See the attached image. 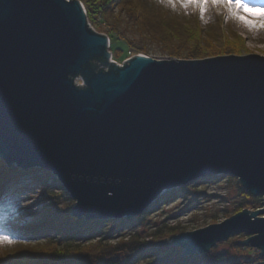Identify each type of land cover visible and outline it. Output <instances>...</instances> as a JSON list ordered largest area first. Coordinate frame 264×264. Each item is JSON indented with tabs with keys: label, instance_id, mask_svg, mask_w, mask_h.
<instances>
[{
	"label": "water",
	"instance_id": "obj_1",
	"mask_svg": "<svg viewBox=\"0 0 264 264\" xmlns=\"http://www.w3.org/2000/svg\"><path fill=\"white\" fill-rule=\"evenodd\" d=\"M79 0H0V159L51 172L86 220L132 219L164 191L237 177L263 207L157 243L236 235L264 256V56L111 60ZM82 85H78L77 81Z\"/></svg>",
	"mask_w": 264,
	"mask_h": 264
},
{
	"label": "rangeland",
	"instance_id": "obj_2",
	"mask_svg": "<svg viewBox=\"0 0 264 264\" xmlns=\"http://www.w3.org/2000/svg\"><path fill=\"white\" fill-rule=\"evenodd\" d=\"M79 1L84 6L91 27L97 33L108 36L109 39L116 38V42L111 43L110 41L108 48L113 61L122 65L126 60L140 54L158 60L174 58L170 57L164 49L159 35L161 31L155 30L156 36L153 38L147 33L149 29L142 27L145 15L143 16L140 11L137 14H132L128 10L130 7L123 5H115L104 11L97 9V6L100 8L102 6L97 0ZM245 2L256 7L253 8L254 14L243 13V15L253 24H260L259 8L264 7V0H245ZM175 9L187 20L186 24L192 26L205 23V20L212 21L211 19L214 17L218 18L223 29L243 38V48L238 55L258 54L264 56V28L258 30L248 28L232 18L227 8L210 7L205 13L204 19L201 18L198 9L191 7L185 9L180 0H176ZM1 161L5 163L0 159ZM3 170L0 166V175ZM25 171L28 172L16 174V180L12 182L5 183V180H0V219L20 220L24 227L31 228L41 225L47 217L56 214L62 216L67 213L71 214L76 201L71 198L55 175L40 168H31ZM249 195L237 177L213 176L164 191L147 210L132 219L81 220L74 225L73 229L81 231L84 235L99 238L106 244L114 245L137 236L144 243H151L153 246L177 247L183 253V249L179 246L157 243L159 241H155L153 235L158 231H166V235H168L166 242H170L175 235L221 223L241 212L242 207L251 198H256ZM261 199L263 202L262 197ZM170 229L176 231L170 232ZM2 235L9 236L13 243L17 241L13 235L0 231V236ZM248 238L249 235L246 234L233 236L217 243L209 252L216 250L220 253H228L230 257L241 260L243 264H264V256H261L259 249L237 242ZM28 243L29 241H26V244ZM3 246L7 245H0V247ZM209 252L197 255L180 254L182 257L191 258L203 256ZM164 253L167 254L168 251L159 254ZM195 260L194 258L193 261ZM146 261L147 258L143 257L135 264H146Z\"/></svg>",
	"mask_w": 264,
	"mask_h": 264
},
{
	"label": "trees",
	"instance_id": "obj_3",
	"mask_svg": "<svg viewBox=\"0 0 264 264\" xmlns=\"http://www.w3.org/2000/svg\"><path fill=\"white\" fill-rule=\"evenodd\" d=\"M97 2L102 4L101 8L97 6V9L104 11L115 5L129 6L131 9L128 10L132 14L140 11L143 16L145 15L142 27L149 29L147 30L149 32H146L153 38L156 36L155 30L161 31L159 35L162 44L170 57L196 60L238 55L243 48V38L227 32L220 20L215 17L207 23L192 26L186 24L188 22L180 12L165 6L160 0H97ZM110 41L114 43L116 38H110ZM0 166L4 169L0 180H5V183L16 180V174L28 172L26 169L9 167L2 161ZM245 204L243 209L250 208L254 211L263 207L261 197L251 198ZM81 220L88 221L74 217L72 213L63 216L56 214L47 217L41 225L28 228L24 227L20 220L0 219V231L17 238L16 243L0 247V264H135L143 257L147 258L146 264H243L238 258H232L228 253L216 250L203 256L182 257L181 250L177 247L153 246L151 243L140 241L137 236L114 245L106 244L99 238L75 231L74 225ZM171 231L176 230L170 229ZM166 233V231L155 233L153 235L155 241L166 239L168 236ZM26 241L29 243L26 244ZM165 251L168 253L159 254ZM194 258L197 261H193Z\"/></svg>",
	"mask_w": 264,
	"mask_h": 264
},
{
	"label": "snow or ice",
	"instance_id": "obj_4",
	"mask_svg": "<svg viewBox=\"0 0 264 264\" xmlns=\"http://www.w3.org/2000/svg\"><path fill=\"white\" fill-rule=\"evenodd\" d=\"M165 6L172 7L175 10L176 0H160ZM181 5L185 8H196L199 10L201 18L204 19L205 13L210 7L216 8H227L230 16L243 25L250 29L258 30L259 28H264V7L259 8V16L261 23L258 25L253 24L249 19L246 18L243 13L249 15L254 14L253 8L256 6L249 5L245 0H180ZM207 23V20H205ZM12 245L13 240L6 235L0 236V245Z\"/></svg>",
	"mask_w": 264,
	"mask_h": 264
},
{
	"label": "built area",
	"instance_id": "obj_5",
	"mask_svg": "<svg viewBox=\"0 0 264 264\" xmlns=\"http://www.w3.org/2000/svg\"><path fill=\"white\" fill-rule=\"evenodd\" d=\"M82 7L84 8V6H83V5H82ZM84 10H85V9H84ZM111 60L113 61V59H112V58H111ZM113 62H115V61H113ZM116 63H117V62H116ZM117 64H118V63H117ZM119 65H120V64H119ZM77 84H78V85H82V84L80 83V81H79V80L77 81Z\"/></svg>",
	"mask_w": 264,
	"mask_h": 264
}]
</instances>
